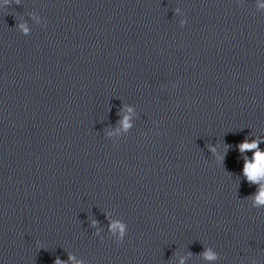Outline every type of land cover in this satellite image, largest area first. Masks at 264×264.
Instances as JSON below:
<instances>
[{
	"label": "clouds",
	"instance_id": "obj_1",
	"mask_svg": "<svg viewBox=\"0 0 264 264\" xmlns=\"http://www.w3.org/2000/svg\"><path fill=\"white\" fill-rule=\"evenodd\" d=\"M16 5H20L21 0H0V7L4 8L5 6H9L12 3ZM259 7H264V5H258ZM187 23L186 19L182 22V27ZM16 27L24 34L29 35V28L27 27L26 23H16ZM131 111V108L128 109ZM119 115V111L117 113ZM123 126L125 129L129 128L130 125L128 124V117L125 116L123 118ZM110 135V133H109ZM261 143H264V138H256L249 141L247 138L241 143L237 145L239 152L243 155L246 152H252L253 155L251 158L247 157L246 155L243 156V170L242 175L247 180L249 184L256 185L257 191L251 197L252 199V207L256 209L264 208V151H262L259 147ZM225 150L223 154H218V149L216 145H208L207 149L215 156L218 163L223 165L225 156L228 152L229 145L225 144ZM106 219H108V213H104ZM99 221L92 220L90 226L92 228H96L95 235H100V229L97 228ZM109 232L112 233L113 239L117 243H122L125 239V236L128 231V226L124 221L121 220H109ZM203 258L209 262H214L218 259V254L213 251L211 248H207L201 253ZM75 261V257L73 255L68 256V260L64 261L59 256L54 259L53 264H70V262ZM75 264H83L82 261H75ZM180 264H184L183 258L180 260Z\"/></svg>",
	"mask_w": 264,
	"mask_h": 264
}]
</instances>
